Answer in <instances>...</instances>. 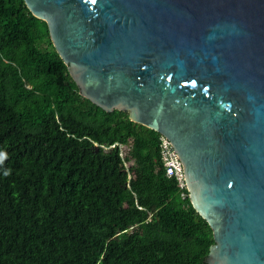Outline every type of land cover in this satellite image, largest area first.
Returning a JSON list of instances; mask_svg holds the SVG:
<instances>
[{"label":"water","instance_id":"water-1","mask_svg":"<svg viewBox=\"0 0 264 264\" xmlns=\"http://www.w3.org/2000/svg\"><path fill=\"white\" fill-rule=\"evenodd\" d=\"M23 1L82 96L170 141L205 264H264V0Z\"/></svg>","mask_w":264,"mask_h":264},{"label":"trees","instance_id":"trees-1","mask_svg":"<svg viewBox=\"0 0 264 264\" xmlns=\"http://www.w3.org/2000/svg\"><path fill=\"white\" fill-rule=\"evenodd\" d=\"M160 136L82 96L46 22L0 0V264H205Z\"/></svg>","mask_w":264,"mask_h":264},{"label":"built area","instance_id":"built-area-1","mask_svg":"<svg viewBox=\"0 0 264 264\" xmlns=\"http://www.w3.org/2000/svg\"><path fill=\"white\" fill-rule=\"evenodd\" d=\"M159 151L166 174L175 177L180 187L185 186L182 163L170 141L163 135L160 136Z\"/></svg>","mask_w":264,"mask_h":264},{"label":"rangeland","instance_id":"rangeland-1","mask_svg":"<svg viewBox=\"0 0 264 264\" xmlns=\"http://www.w3.org/2000/svg\"><path fill=\"white\" fill-rule=\"evenodd\" d=\"M123 149H125L124 147H122Z\"/></svg>","mask_w":264,"mask_h":264}]
</instances>
